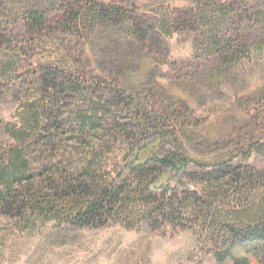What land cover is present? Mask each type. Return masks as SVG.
<instances>
[{"label": "rangeland", "instance_id": "obj_1", "mask_svg": "<svg viewBox=\"0 0 264 264\" xmlns=\"http://www.w3.org/2000/svg\"><path fill=\"white\" fill-rule=\"evenodd\" d=\"M94 1L124 9L130 17L127 28H101L92 38L60 44L55 35L33 34L22 20L25 10L46 7V0H0V168L7 167L17 152L31 174H40L22 188L14 185L17 203L29 195L49 194L50 182L60 181L53 178L54 171L75 170L83 156L80 151L101 143V138L96 141L81 130L79 118L90 103L114 89L129 87L132 102L146 100L160 114L176 113L192 159L211 164L233 156L232 165L237 166L242 163L240 151L264 144V0H223L233 11L227 22L235 25L222 28L219 36L225 34L245 47L241 51L246 55L235 61L203 51L209 32L199 24L176 27L170 37L161 30L168 18H181L189 11L195 15L201 0ZM132 22L141 24L144 43L133 35ZM111 59L123 61L122 67L111 66ZM52 77L65 88L48 87ZM128 112L116 111L114 116L135 127L142 123ZM22 131L27 135L22 141L11 136ZM132 133L130 147L125 139L110 136L106 165L120 163L122 168L135 155L143 160L165 141L152 130ZM246 165L262 169L264 157L251 152ZM178 181L166 173L156 187L178 184L182 191ZM3 188L0 184V192ZM20 213L0 210V264H218L215 255L224 250L221 241L214 244L196 228L152 229L138 223V228L126 229L112 221L104 228H80L65 216L25 226L27 217ZM246 251L245 244L236 245L224 264H232L234 258L260 264Z\"/></svg>", "mask_w": 264, "mask_h": 264}, {"label": "trees", "instance_id": "obj_2", "mask_svg": "<svg viewBox=\"0 0 264 264\" xmlns=\"http://www.w3.org/2000/svg\"><path fill=\"white\" fill-rule=\"evenodd\" d=\"M46 2V7L25 10L22 20L33 34L46 32L55 35L60 44L74 38H92L93 32L101 28L124 30L130 20L124 9L94 0ZM231 12L223 0H201L195 15L189 11L181 18H168L161 30L170 37L171 30L176 27L179 28L176 30H182L188 29L190 22L199 24L209 32L203 51L222 61H235L240 54H244L241 50L245 47L226 39L225 34L219 36L222 28L235 25L227 22ZM140 27L141 24L132 22L133 35L142 44L146 37ZM101 50L105 52L107 47ZM122 62L111 59L109 64L120 69ZM59 73L55 76L58 77ZM57 77H52L47 85L62 90L65 85L58 84ZM66 84L70 86L68 81ZM129 91L131 94L124 98L123 93ZM133 98L129 87H123L122 91H108L100 101L90 103L87 112L79 118L80 128L87 131L92 139H102L101 143L87 151H80L83 156L75 170L54 171L53 178L58 176L60 181L50 182V192L46 196L29 195L25 202L17 203L14 185L22 188L40 174H31L28 162L19 153L13 152L7 167L0 168V184H4L0 192L1 212L20 215L23 211L27 217L23 219L25 226L35 220L65 216L80 228H104L111 221L126 229L138 228V223H147L152 229L164 225L181 231L196 228L201 234L209 236L214 244L221 241L224 250L215 255L218 264H224L228 253L238 244H245L246 253L264 264V168L255 170L246 165L251 152L264 157V144L251 146L246 152L240 151L242 163L237 166L232 165L233 156L211 164L192 159L187 155L188 148L185 146L187 135L177 127L179 118L176 113L160 114L146 100L132 102ZM126 99L130 100L129 104ZM116 111H129L131 118L136 116L142 123L137 127L129 122L120 123L114 116ZM33 113L34 117H39L36 111ZM141 128L143 130L140 131ZM132 130L139 133L152 130L158 137L163 136L165 141L143 160L135 155L132 160H125L122 168L120 163L106 165L105 154L110 136L125 139L130 147L135 140ZM161 131L164 133L160 134ZM11 136L22 141L27 135L26 131H22ZM166 146L174 150L162 153L160 150ZM166 173L177 176L182 191H179L178 184L172 190L170 183L156 187ZM181 178H186L188 182L183 184ZM159 190L161 193H158ZM232 264L249 263L247 258H234Z\"/></svg>", "mask_w": 264, "mask_h": 264}]
</instances>
